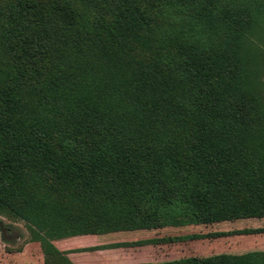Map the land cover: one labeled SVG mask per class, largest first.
Listing matches in <instances>:
<instances>
[{
  "label": "trees",
  "instance_id": "1",
  "mask_svg": "<svg viewBox=\"0 0 264 264\" xmlns=\"http://www.w3.org/2000/svg\"><path fill=\"white\" fill-rule=\"evenodd\" d=\"M263 11L264 0H0V208L24 220L45 264H72L51 242L69 232L160 229L173 199L194 216L204 203L264 219L252 82L263 68L246 38ZM173 12L223 41L177 28ZM31 171L52 187L36 193ZM147 264H264V251Z\"/></svg>",
  "mask_w": 264,
  "mask_h": 264
},
{
  "label": "rangeland",
  "instance_id": "2",
  "mask_svg": "<svg viewBox=\"0 0 264 264\" xmlns=\"http://www.w3.org/2000/svg\"><path fill=\"white\" fill-rule=\"evenodd\" d=\"M168 21L176 27L177 25L180 27V24L183 28L193 25L190 29L191 35L197 38L202 37L207 43L214 45L218 40L223 41L221 37H216L212 32L200 33L196 25L190 23L188 15L186 17L181 13L173 12L168 16ZM257 28L258 33L256 34ZM246 38L252 42L253 53L261 54V57L257 58L256 68L261 67L263 71H260L257 80H252L254 77L252 76L250 81L256 83L259 81L257 85L260 93L258 94L264 103V11L260 14L255 30L248 33ZM31 173L28 181L31 186L34 183L36 193L40 188L52 187L54 182L50 181V176ZM226 203L227 201H216L210 206L219 208ZM189 206L191 208V204L186 205L180 199L167 202L166 208H162L160 213L166 214L165 216L170 214L173 217L164 220V225L160 229L143 230V241L161 239L160 243L130 246L131 251L135 250L133 254L138 255L139 253L141 256L139 259L145 260L144 264H147L146 262L163 263L191 257L203 258L220 254L241 255L253 251H264V219L245 213H224L217 217L210 214V208L204 203L203 205L196 204L195 209L199 213L194 216ZM203 212L206 214L203 215ZM168 237L175 240L168 241ZM87 255V253H76L71 255V259ZM0 264H45L41 245L35 241V237L24 220L14 217L3 208H0Z\"/></svg>",
  "mask_w": 264,
  "mask_h": 264
},
{
  "label": "crops",
  "instance_id": "3",
  "mask_svg": "<svg viewBox=\"0 0 264 264\" xmlns=\"http://www.w3.org/2000/svg\"><path fill=\"white\" fill-rule=\"evenodd\" d=\"M143 237V230L109 233L78 231L69 232L62 237L52 239L51 242L60 251L67 253L72 264H144L145 260L139 259L141 258L139 253L134 255L135 250L131 251L130 246H117L143 241ZM76 253H87L88 255L71 259V255Z\"/></svg>",
  "mask_w": 264,
  "mask_h": 264
}]
</instances>
